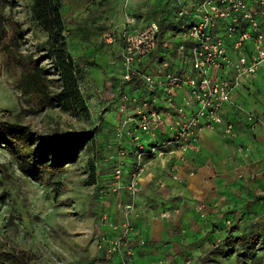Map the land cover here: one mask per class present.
Wrapping results in <instances>:
<instances>
[{"label":"rangeland","instance_id":"obj_1","mask_svg":"<svg viewBox=\"0 0 264 264\" xmlns=\"http://www.w3.org/2000/svg\"><path fill=\"white\" fill-rule=\"evenodd\" d=\"M9 1L12 4L5 6L3 14L19 22L26 31L19 51L24 55L43 56L48 34L33 20V0ZM61 1L69 53L80 54V63L84 66L90 63L98 66L88 67L86 75L90 78L80 82L88 113L73 114L61 109L37 112L30 97L23 95L18 87L19 72L2 66L0 54V121L28 125L39 133L95 130L96 135L78 162L68 166L53 180L56 183L37 184L24 177L6 148L0 145V167L3 170L0 174V250L25 253L31 258V264H103V259L97 260L105 247L99 248L102 236L98 231L101 220L99 201L103 199L98 198V194L111 184L114 167L106 155L116 156L119 148L116 126L122 119L118 112L121 94L125 89L139 94L142 83L137 79L124 82L121 46L105 50L102 37L131 17L144 23L164 19L169 0ZM163 42H172L170 46H173L168 36ZM161 47V57L170 54L171 47ZM143 65L145 63L140 69ZM43 66L52 70L51 86L58 91L60 82L52 60L44 61ZM151 66L146 67V73H157ZM259 79L262 83L258 85L263 88L264 76ZM258 85L256 97L261 96ZM158 93L156 96L161 99L164 92ZM139 95L133 96L148 97L143 93ZM167 132L171 137L169 127L165 134ZM230 145L233 149V142ZM238 146L243 151L248 149L246 145ZM230 155L233 157L232 153ZM142 163L144 160L136 157L131 169ZM245 179L244 175L239 177V180ZM245 198L233 207L232 191L231 199L224 201L226 205L222 203V206L213 207L200 201L189 205L187 216L172 229L174 241L166 257L177 258L180 254L178 259L174 258V264H264V201L256 197L247 203ZM256 235H260V241L250 253L243 244ZM229 236L232 238L230 242L235 241L237 253L225 258L223 252L230 248L227 244Z\"/></svg>","mask_w":264,"mask_h":264},{"label":"built area","instance_id":"obj_2","mask_svg":"<svg viewBox=\"0 0 264 264\" xmlns=\"http://www.w3.org/2000/svg\"><path fill=\"white\" fill-rule=\"evenodd\" d=\"M168 7L176 10L175 53L164 57L157 73H141L140 66L159 46L158 22L140 27L131 17L118 34L112 32L103 39L107 45H122L124 82L131 83L138 75L149 94L146 98L135 97L128 90L121 94L118 112L122 119L116 127L119 148L116 156L109 157L114 162L112 182L101 191L103 198L117 196V207L124 212L121 223L109 222L106 214L100 220V226L115 235L102 234L99 248L105 246L110 261L119 257L118 264H131L136 257L134 241L138 247L146 245L130 221L144 166L128 172L130 155L156 156L167 148L185 155L195 149L202 132L220 130L223 139H235V126L224 116L228 104L246 115L250 129L261 124L256 114L233 104V97L264 65V0H169ZM159 91L164 92L163 99L156 96ZM167 127L171 137L157 141ZM124 193L131 202L125 204Z\"/></svg>","mask_w":264,"mask_h":264},{"label":"crops","instance_id":"obj_3","mask_svg":"<svg viewBox=\"0 0 264 264\" xmlns=\"http://www.w3.org/2000/svg\"><path fill=\"white\" fill-rule=\"evenodd\" d=\"M164 11L165 16L162 20H152L144 23L142 20L135 19L140 27L153 21L162 22L164 30L163 35L160 37V44L161 46L171 47L168 52L173 55L175 53L173 48L175 43L173 42V46H170L172 42L163 44V38L168 36L172 40L174 36L176 11L167 8V6ZM120 26H115L103 35L101 43L104 45L103 47H106L105 50L107 48L114 50L118 46L122 48L120 42L112 45L103 43V39L107 35L112 34V32L118 34ZM73 53L74 59L80 63L82 60L81 55ZM164 57L162 56L163 59ZM148 60L144 62L146 67L152 65L151 68L155 69L154 71H160L161 61L148 64ZM260 76H264V65L260 68L257 77L253 80H247L235 92L233 97V104L242 106L246 112L256 114L261 120V124L254 130L250 129L246 115L237 112L233 105L228 104L224 108V116L226 120L231 121L235 126L237 132L235 139H223L220 130L202 132L195 143V149L188 150L185 156L167 148L163 154L142 158V161L144 160V163H142L144 170L139 183L140 192L134 200L135 211L130 214V221L137 235L146 240V245L138 247L137 242L134 241L133 247H137V253L131 264H174L175 257L169 256L170 260H167L168 256L166 257L170 252V244L174 241L175 235L173 236L172 229H175V225H180L183 217L187 216V207L189 205L193 206L197 201L212 204L213 207L222 206V203L226 205L227 202L224 201L231 199L232 191L233 207L238 206L243 197H246L247 203L256 197L264 201V87L259 86L262 83L259 79ZM87 78L88 74L85 80L90 78ZM257 85L261 89V96L259 97H256L258 95L256 93ZM125 90L129 91V89ZM142 93L149 95L143 85L139 94L142 95ZM159 93L158 95H160ZM131 94L140 96L135 92ZM165 133H161L157 141L167 140L169 133ZM232 142L233 149L230 145ZM239 144L246 145L248 150L242 151L238 146ZM230 153L233 154V157ZM109 157L106 155V158ZM128 158L129 162L127 161L126 167L129 172L136 157L130 155ZM109 164L113 166L114 162L110 160ZM241 173L245 176V180H239ZM251 176L255 178L252 179ZM107 187L108 185L104 189H107ZM101 191L98 194V198L103 199L99 201L101 204L100 218L106 214L109 222L121 223L124 212L117 207L119 198L113 195L104 200L105 197H102ZM122 200L125 204L131 202L128 194L125 193L122 195ZM164 215H169V217H164ZM98 231L109 236L115 235L108 227L100 226L99 222ZM133 238L136 239V237ZM104 250L99 254L102 257L98 256L97 260L103 259V264L119 263V257H115L111 261L108 260L105 257ZM177 255L180 256V254ZM179 256L175 259H178Z\"/></svg>","mask_w":264,"mask_h":264},{"label":"trees","instance_id":"obj_4","mask_svg":"<svg viewBox=\"0 0 264 264\" xmlns=\"http://www.w3.org/2000/svg\"><path fill=\"white\" fill-rule=\"evenodd\" d=\"M33 20L48 34L44 43L45 54L35 57L24 55L19 49L26 36L21 24L8 19L3 10L9 0H0V54L2 66L15 69L20 74L18 87L22 94L29 96L37 112L47 109H61L73 114L88 113L83 99L80 82L86 77L87 68L98 67L94 63L86 66L74 60L67 48L64 35L65 23L62 17L61 0H33ZM161 26L160 37L163 35L164 24ZM175 25V24H174ZM148 60V64L160 62L162 47L160 44ZM52 60L56 75L59 77L60 88L52 89V70L45 68L43 62ZM146 71V65L141 73ZM135 79H139L136 75ZM93 131H56L39 133L28 125L16 122L0 121V145L4 146L14 160L18 171L37 184L56 183L53 180L61 175L68 166L76 164L85 147L95 139ZM0 174L3 170L0 167ZM59 184V182H57ZM224 257L237 253L235 241L230 242ZM239 240H237L238 242ZM260 235L246 241L243 246L253 253ZM241 242V241H240ZM0 264H31V258L25 253L0 250Z\"/></svg>","mask_w":264,"mask_h":264}]
</instances>
